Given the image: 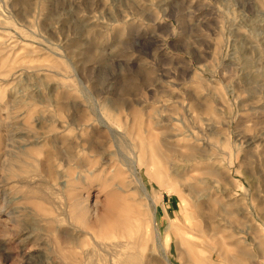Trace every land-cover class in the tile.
I'll use <instances>...</instances> for the list:
<instances>
[{"label":"rangeland","instance_id":"obj_1","mask_svg":"<svg viewBox=\"0 0 264 264\" xmlns=\"http://www.w3.org/2000/svg\"><path fill=\"white\" fill-rule=\"evenodd\" d=\"M0 264H264V0H0Z\"/></svg>","mask_w":264,"mask_h":264},{"label":"bare ground","instance_id":"obj_2","mask_svg":"<svg viewBox=\"0 0 264 264\" xmlns=\"http://www.w3.org/2000/svg\"><path fill=\"white\" fill-rule=\"evenodd\" d=\"M128 262V261H127Z\"/></svg>","mask_w":264,"mask_h":264}]
</instances>
